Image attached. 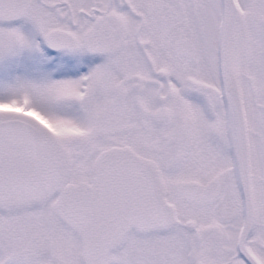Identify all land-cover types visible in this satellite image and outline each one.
I'll use <instances>...</instances> for the list:
<instances>
[{"label":"snow or ice","instance_id":"1","mask_svg":"<svg viewBox=\"0 0 264 264\" xmlns=\"http://www.w3.org/2000/svg\"><path fill=\"white\" fill-rule=\"evenodd\" d=\"M0 264H264V0H0Z\"/></svg>","mask_w":264,"mask_h":264}]
</instances>
